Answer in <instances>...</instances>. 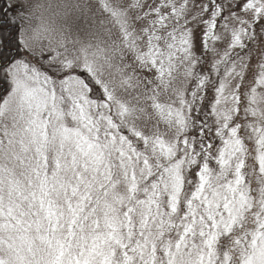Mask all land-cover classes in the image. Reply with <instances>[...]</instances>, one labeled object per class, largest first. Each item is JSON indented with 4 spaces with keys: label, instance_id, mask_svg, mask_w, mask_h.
Returning <instances> with one entry per match:
<instances>
[{
    "label": "snow or ice",
    "instance_id": "6c2138e0",
    "mask_svg": "<svg viewBox=\"0 0 264 264\" xmlns=\"http://www.w3.org/2000/svg\"><path fill=\"white\" fill-rule=\"evenodd\" d=\"M0 264H264V0H0Z\"/></svg>",
    "mask_w": 264,
    "mask_h": 264
}]
</instances>
